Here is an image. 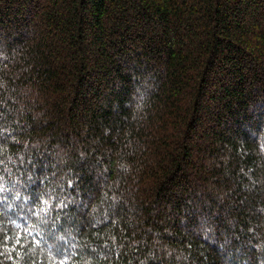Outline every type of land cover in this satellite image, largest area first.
<instances>
[{"label": "trees", "instance_id": "1", "mask_svg": "<svg viewBox=\"0 0 264 264\" xmlns=\"http://www.w3.org/2000/svg\"><path fill=\"white\" fill-rule=\"evenodd\" d=\"M0 264H264V0H0Z\"/></svg>", "mask_w": 264, "mask_h": 264}]
</instances>
